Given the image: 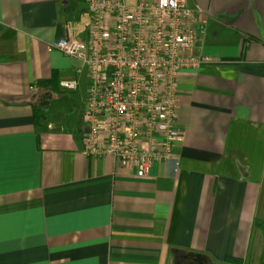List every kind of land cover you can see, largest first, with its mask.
Returning <instances> with one entry per match:
<instances>
[{
    "label": "crops",
    "instance_id": "1",
    "mask_svg": "<svg viewBox=\"0 0 264 264\" xmlns=\"http://www.w3.org/2000/svg\"><path fill=\"white\" fill-rule=\"evenodd\" d=\"M188 5L210 61L182 72L174 160L139 178L85 153L87 68L49 50L87 40L88 0H0V264H264V0Z\"/></svg>",
    "mask_w": 264,
    "mask_h": 264
},
{
    "label": "built area",
    "instance_id": "2",
    "mask_svg": "<svg viewBox=\"0 0 264 264\" xmlns=\"http://www.w3.org/2000/svg\"><path fill=\"white\" fill-rule=\"evenodd\" d=\"M87 40L71 27L49 50L79 60L89 81L84 137L88 156L112 157L145 178L157 163L174 160L180 80L210 60L197 54L198 11L188 0H88ZM61 87L75 91L77 81Z\"/></svg>",
    "mask_w": 264,
    "mask_h": 264
},
{
    "label": "trees",
    "instance_id": "3",
    "mask_svg": "<svg viewBox=\"0 0 264 264\" xmlns=\"http://www.w3.org/2000/svg\"><path fill=\"white\" fill-rule=\"evenodd\" d=\"M46 116H47L46 110L35 109V124L37 126H40L43 123V121L46 119ZM198 256H200V255H196V254L191 253L184 258L176 257L175 258V264H199V263H197V261L195 259V257H198ZM226 262L228 264H241V262L239 260H235V259H227ZM214 264H216V263H214Z\"/></svg>",
    "mask_w": 264,
    "mask_h": 264
},
{
    "label": "rangeland",
    "instance_id": "4",
    "mask_svg": "<svg viewBox=\"0 0 264 264\" xmlns=\"http://www.w3.org/2000/svg\"><path fill=\"white\" fill-rule=\"evenodd\" d=\"M195 259L199 264H214L209 258L203 256L195 257Z\"/></svg>",
    "mask_w": 264,
    "mask_h": 264
}]
</instances>
